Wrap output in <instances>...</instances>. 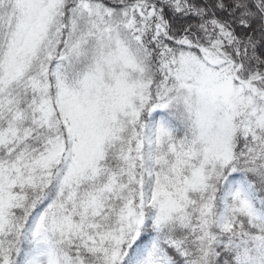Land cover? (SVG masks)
<instances>
[{
    "label": "snow or ice",
    "instance_id": "1",
    "mask_svg": "<svg viewBox=\"0 0 264 264\" xmlns=\"http://www.w3.org/2000/svg\"><path fill=\"white\" fill-rule=\"evenodd\" d=\"M0 264H264V0H0Z\"/></svg>",
    "mask_w": 264,
    "mask_h": 264
}]
</instances>
